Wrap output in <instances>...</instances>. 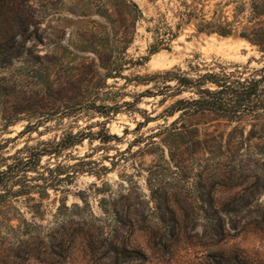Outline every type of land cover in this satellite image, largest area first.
Segmentation results:
<instances>
[{"label": "rangeland", "instance_id": "374dc122", "mask_svg": "<svg viewBox=\"0 0 264 264\" xmlns=\"http://www.w3.org/2000/svg\"><path fill=\"white\" fill-rule=\"evenodd\" d=\"M120 1L0 0V171L18 149L82 136L40 157L26 182L0 187L8 191L0 197V264H208L221 253L264 264V191L237 210L254 194L253 178L242 174L263 176L264 167L224 166L231 154L212 140H225L234 125L209 113L170 115L172 104L195 95L150 78L259 69L261 53L238 34L199 33L194 22L175 28L184 3L239 33L255 24L249 19H264L252 16L258 2L131 0L141 17L124 31L97 13L105 3L112 19H131ZM165 25L176 37L150 53L155 26ZM124 32L133 35L128 64L104 77V55L120 59ZM21 185L29 194L11 195Z\"/></svg>", "mask_w": 264, "mask_h": 264}, {"label": "trees", "instance_id": "16d2710c", "mask_svg": "<svg viewBox=\"0 0 264 264\" xmlns=\"http://www.w3.org/2000/svg\"><path fill=\"white\" fill-rule=\"evenodd\" d=\"M258 2L252 4V16L264 15V0H252ZM122 11L125 12L126 7L130 8L129 13H125V16L131 19H112L108 14L106 4L100 5L97 10L98 15L103 17L108 23L114 25L119 24L123 30H126V23L130 20L133 25L141 17L140 10L131 0H121ZM129 6H126L128 5ZM182 10L178 11L175 28L178 30L182 25L191 22L195 23V28L199 33H217L221 36H229L232 34H238L240 38L247 40L251 45L257 47L261 53V67L259 69H249L248 67L233 66L231 70L224 67H218V70L201 71L197 68L195 75L188 76L187 73L180 71H165L158 73V75L151 76L162 77L163 86L162 90L165 91H177L182 93L183 91H190L195 95L187 99L177 100L172 104L168 112L170 115L180 112V117L184 115H197L209 113L214 117L223 120L232 129L227 133L226 139L223 140L221 135L214 137V148L220 152L222 149H226L230 157L224 162V166L238 167L242 170L245 167H264V19L262 22L260 19H249L248 23H254L245 28V31L236 33L233 31V27L229 23H220L218 20L210 19L207 21L190 6L182 3L180 5ZM120 16L122 14L119 13ZM155 32L158 35L157 39L150 47V53H156L161 49L168 50L169 43L176 37V34L172 32L170 27L165 25L162 28L155 26ZM132 36L127 38L126 32L123 36L116 40V43L122 45L121 57L119 60L111 61L109 55L105 53L103 58V64L101 68L106 72L104 77H108L112 71H119L128 64V61L123 56L124 50L131 43ZM93 46L94 40H89ZM96 46V45H95ZM82 51H89L92 53H98L94 47H81ZM108 57V58H107ZM3 62V57L0 56V64ZM174 81V85L166 84L167 82ZM101 108V107H100ZM95 107V109H100ZM246 128L248 130L246 131ZM194 133L198 135H208L205 130L203 133L196 128ZM223 136V135H222ZM82 136L71 138L69 142L68 138L60 139L59 141H52L49 143H42L41 148H35L27 150L26 147L18 149L17 152L10 156L11 163L5 165L4 169L0 171V187L9 186V184H15L18 182H26V172L29 169L38 166L40 157L43 155L55 156L62 148H66L75 145V142L81 139ZM220 137V138H219ZM218 139V140H217ZM197 142L202 144L205 142L197 137ZM252 151L251 154L238 155L241 150ZM222 162V158L218 159V163ZM247 169V168H246ZM244 176V179L248 177L253 178L254 185L252 190L254 194L246 199H240L237 202V210L250 206L256 201V198L260 193L264 191V175L260 176L254 171H250ZM8 191L0 193V197ZM29 194V187L21 185L20 189L16 192H12L14 197ZM2 210V204H0ZM3 214V213H2ZM6 218L1 215L0 222L5 223ZM208 264H255L250 262L246 258L240 255H227L218 254L213 255L211 261Z\"/></svg>", "mask_w": 264, "mask_h": 264}]
</instances>
